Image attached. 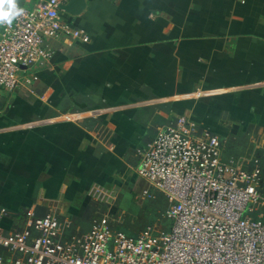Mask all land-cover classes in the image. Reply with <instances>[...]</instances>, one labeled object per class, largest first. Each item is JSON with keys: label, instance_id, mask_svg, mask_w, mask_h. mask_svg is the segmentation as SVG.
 Here are the masks:
<instances>
[{"label": "crops", "instance_id": "crops-1", "mask_svg": "<svg viewBox=\"0 0 264 264\" xmlns=\"http://www.w3.org/2000/svg\"><path fill=\"white\" fill-rule=\"evenodd\" d=\"M86 1L61 13L68 34L45 38L50 62L0 88V234L32 229L28 212L56 216L64 244L99 218L114 227L138 151L182 116L223 160L257 159L264 193V0Z\"/></svg>", "mask_w": 264, "mask_h": 264}, {"label": "built area", "instance_id": "built-area-1", "mask_svg": "<svg viewBox=\"0 0 264 264\" xmlns=\"http://www.w3.org/2000/svg\"><path fill=\"white\" fill-rule=\"evenodd\" d=\"M68 1L18 5L23 14L10 26L0 25L1 89L15 91L23 71L50 62L45 38L69 33L60 9ZM73 36L89 40L81 31ZM138 153L139 177L168 197L170 231L147 229L131 237L114 231L105 217L93 222L84 239L64 244L57 237L56 216L36 218L28 212L32 229L0 234V247L14 255L0 258V264H264V193L257 159L252 169L242 158L223 160L218 137L184 116Z\"/></svg>", "mask_w": 264, "mask_h": 264}, {"label": "rangeland", "instance_id": "rangeland-1", "mask_svg": "<svg viewBox=\"0 0 264 264\" xmlns=\"http://www.w3.org/2000/svg\"><path fill=\"white\" fill-rule=\"evenodd\" d=\"M124 188L115 203L116 220L114 227L112 226L114 231L136 235L139 231L147 229L160 232L162 227L170 225L166 218L169 209L168 197L163 192L154 189L135 174L130 177ZM109 196L111 192L106 194V202Z\"/></svg>", "mask_w": 264, "mask_h": 264}, {"label": "clouds", "instance_id": "clouds-1", "mask_svg": "<svg viewBox=\"0 0 264 264\" xmlns=\"http://www.w3.org/2000/svg\"><path fill=\"white\" fill-rule=\"evenodd\" d=\"M24 10L18 7V0H0V25H11L23 14Z\"/></svg>", "mask_w": 264, "mask_h": 264}, {"label": "water", "instance_id": "water-1", "mask_svg": "<svg viewBox=\"0 0 264 264\" xmlns=\"http://www.w3.org/2000/svg\"><path fill=\"white\" fill-rule=\"evenodd\" d=\"M87 7L86 0H69L67 4L60 6V9L66 14L76 17L81 15Z\"/></svg>", "mask_w": 264, "mask_h": 264}]
</instances>
